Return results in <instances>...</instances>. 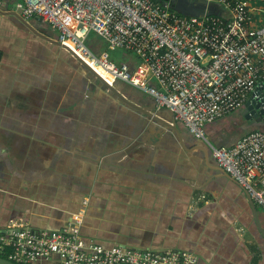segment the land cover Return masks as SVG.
Here are the masks:
<instances>
[{
  "label": "crops",
  "instance_id": "crops-1",
  "mask_svg": "<svg viewBox=\"0 0 264 264\" xmlns=\"http://www.w3.org/2000/svg\"><path fill=\"white\" fill-rule=\"evenodd\" d=\"M249 1L250 25H262L264 0ZM210 8L232 15L217 3ZM0 21V238L14 219L32 231L59 230L81 212L83 237L106 247L185 250L195 264H264V211L255 203V212L239 183L215 167L205 141L179 127L183 148L172 129L81 72L70 52L12 14ZM30 23L46 33L45 23ZM116 85L172 117L149 94ZM243 110L207 122L209 142L229 146L264 130V120ZM194 145L206 148L209 164L202 149H189ZM56 262L54 254L44 264Z\"/></svg>",
  "mask_w": 264,
  "mask_h": 264
},
{
  "label": "built area",
  "instance_id": "built-area-1",
  "mask_svg": "<svg viewBox=\"0 0 264 264\" xmlns=\"http://www.w3.org/2000/svg\"><path fill=\"white\" fill-rule=\"evenodd\" d=\"M204 1L220 4L232 15H184L171 2L160 0H14L9 6L0 0V9L47 24L52 37L110 85L120 81L149 94L156 106L168 109L194 138L208 144L215 163L264 211V130L250 131L229 146L211 144L204 132L207 122L243 105L264 83V23L250 25L249 0ZM260 10L264 15V6ZM90 32L110 49H122L132 57L116 62L106 52L95 51L87 43ZM80 53L112 74V81ZM81 214L59 230L32 231L21 220H11L8 235L0 238V252L7 248L6 258L17 264H44L54 254V264H195L197 260L185 250L106 247L87 240L80 232Z\"/></svg>",
  "mask_w": 264,
  "mask_h": 264
},
{
  "label": "water",
  "instance_id": "water-1",
  "mask_svg": "<svg viewBox=\"0 0 264 264\" xmlns=\"http://www.w3.org/2000/svg\"><path fill=\"white\" fill-rule=\"evenodd\" d=\"M164 1L171 2L172 6H173V2L175 0H164ZM177 4H180V3H177ZM200 4H202V12L201 13H199V14H184V15H202L204 12H206L208 14H210V13L215 14V12H213L211 10L210 6L207 7V5H209V4H205L202 0H184L180 4L181 7H178V6L174 7L173 6V8L180 13L181 11H183L184 8L185 9L196 8ZM0 14H12V15H14L17 19H19L26 27H28L36 35L48 40L49 42L55 43V44L61 46L62 48L66 49L67 51H69L80 62V64L85 68L86 72H88V74L91 75V76H95V78L97 80H99L101 82V84L105 88H107V90L109 91V93L111 95L119 98V100H121L123 103L127 104L129 107H131V108H133L135 110H138L139 112L145 114L146 116H148V117H150V118H152L154 120H157L158 122L163 124L165 127L172 129L175 132V134H176V137H177V140H178L179 144L183 148L188 149L186 147L185 143H184L183 135H182V132H181V130L179 128V125L177 124V122L175 121L173 116L170 119H163V118L160 117V113L159 112H157V111L153 112L154 105H152L151 108H146V107H144V106H142L140 104L135 103L131 99L127 98L124 94H122L119 91V89L117 88L116 83H114L113 85H110L109 83H107L105 80H103L101 77H99L91 69V67L88 66L86 64V62H84L80 57H78L71 49H69L64 44L58 42L54 37H52V35H48V34L42 32V31H40L37 27L33 26V24H31L29 21H26L21 16H19L15 11H4V10L0 9ZM48 30H50V29H48ZM243 113L248 118L253 117V118L257 119V120H264V83L262 85L256 86L252 90V92L250 93L248 99L244 103ZM195 147L200 148V149H202L204 151L205 160L209 164V158H208V155H207L208 152H207L206 148L203 145H194V146H192L189 149H193ZM215 167L223 170L227 175H229L219 165H217ZM246 194L248 195L247 192H246ZM249 198H250L249 199L250 204H251L252 208L256 212V204L254 203V201L252 200V198L250 196H249ZM0 264H17V263H15V262L7 259V258H4V257L0 256ZM117 264H125V263H117Z\"/></svg>",
  "mask_w": 264,
  "mask_h": 264
},
{
  "label": "rangeland",
  "instance_id": "rangeland-1",
  "mask_svg": "<svg viewBox=\"0 0 264 264\" xmlns=\"http://www.w3.org/2000/svg\"><path fill=\"white\" fill-rule=\"evenodd\" d=\"M204 3L205 1L202 0ZM206 4V3H205ZM210 6L207 5V7ZM183 8V7H182ZM202 12V4H200L198 7L196 8H188V9H183V11H181L180 13L181 14H199ZM1 24H3L2 21H0ZM46 27V26H45ZM89 39L91 40V45H94L92 48L95 50V51H100V52H106L108 54V56L115 60L116 62H122V61H127L129 60L131 57H132V54H130L129 52H126L122 49H110L107 44L102 40L100 39L94 32H90L89 35H88V42H89ZM93 42H95L93 44ZM66 50V49H65ZM82 66V65H81ZM79 67L80 68V71L83 70V73H87L84 69H82V67ZM82 72V71H81ZM95 78V76H92ZM96 79V78H95ZM94 79V80H95ZM177 124L179 125V127L182 129V131L184 133H187V130L186 128H184L181 123H178Z\"/></svg>",
  "mask_w": 264,
  "mask_h": 264
},
{
  "label": "bare ground",
  "instance_id": "bare-ground-1",
  "mask_svg": "<svg viewBox=\"0 0 264 264\" xmlns=\"http://www.w3.org/2000/svg\"><path fill=\"white\" fill-rule=\"evenodd\" d=\"M66 43L74 48L73 44L69 41H66ZM83 57V59H85L86 61H88L92 66L93 68L98 72L100 73L108 82H111L112 81V74H110L105 68H103L102 66L98 65L95 63V61H93L92 59L90 60L89 56H87L86 54H83V53H80Z\"/></svg>",
  "mask_w": 264,
  "mask_h": 264
},
{
  "label": "trees",
  "instance_id": "trees-1",
  "mask_svg": "<svg viewBox=\"0 0 264 264\" xmlns=\"http://www.w3.org/2000/svg\"><path fill=\"white\" fill-rule=\"evenodd\" d=\"M10 3H12L14 0H8ZM9 3V4H10ZM46 34H48V35H54V32L50 29V27L46 24ZM48 29H50V30H48ZM88 43V42H87ZM89 45V44H88ZM92 46V45H91ZM93 47V46H92ZM178 123H180V122H178ZM7 252H8V249L7 248H5L4 249V251L3 252H0V256H2V257H4V258H6L7 257Z\"/></svg>",
  "mask_w": 264,
  "mask_h": 264
}]
</instances>
